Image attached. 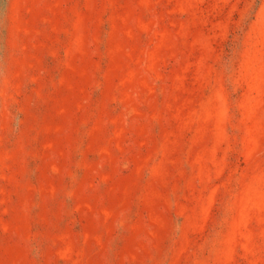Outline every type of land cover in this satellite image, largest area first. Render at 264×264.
I'll use <instances>...</instances> for the list:
<instances>
[{
    "label": "rangeland",
    "instance_id": "rangeland-1",
    "mask_svg": "<svg viewBox=\"0 0 264 264\" xmlns=\"http://www.w3.org/2000/svg\"><path fill=\"white\" fill-rule=\"evenodd\" d=\"M0 264H264V0H0Z\"/></svg>",
    "mask_w": 264,
    "mask_h": 264
}]
</instances>
